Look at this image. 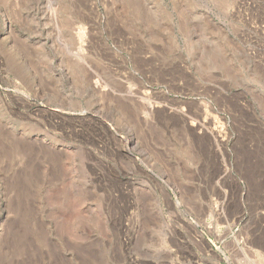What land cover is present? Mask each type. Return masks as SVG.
<instances>
[{
  "label": "rangeland",
  "instance_id": "374dc122",
  "mask_svg": "<svg viewBox=\"0 0 264 264\" xmlns=\"http://www.w3.org/2000/svg\"><path fill=\"white\" fill-rule=\"evenodd\" d=\"M239 1L0 0V264H264Z\"/></svg>",
  "mask_w": 264,
  "mask_h": 264
},
{
  "label": "built area",
  "instance_id": "2783aa9c",
  "mask_svg": "<svg viewBox=\"0 0 264 264\" xmlns=\"http://www.w3.org/2000/svg\"><path fill=\"white\" fill-rule=\"evenodd\" d=\"M255 1L256 0H240L238 4L241 6H245L247 9L246 22H247L248 27L250 28V32H248V38L250 39L249 49H252V50L257 48V46L259 45L257 41L258 36H261V38L263 39L262 42H264V21L260 22L259 24H256L258 20H256V15L253 12V10L256 9ZM262 48L264 49V44H262ZM260 213L263 214L264 216V210L260 211ZM247 217H248L247 212H243L240 216L236 217V219L238 218L239 223L241 224L242 221L247 219ZM261 228H264V223H261ZM259 235L260 233H257L255 236H259ZM238 242L241 248L247 249L249 251H254L253 246H252L253 244H251V241L248 239V237L246 239L244 236H240Z\"/></svg>",
  "mask_w": 264,
  "mask_h": 264
},
{
  "label": "bare ground",
  "instance_id": "6f19581e",
  "mask_svg": "<svg viewBox=\"0 0 264 264\" xmlns=\"http://www.w3.org/2000/svg\"><path fill=\"white\" fill-rule=\"evenodd\" d=\"M80 37V36H79ZM177 111V110H176ZM203 125V124H202ZM191 126L193 127V128H195V129H197L198 128V123H196V122H191ZM210 130V129H209ZM196 132V131H195ZM212 134H214V133H212ZM214 136V135H213ZM215 137V136H214ZM213 138V137H212Z\"/></svg>",
  "mask_w": 264,
  "mask_h": 264
}]
</instances>
